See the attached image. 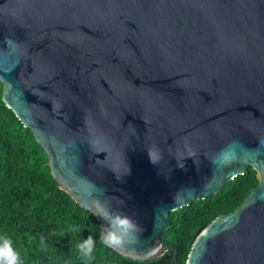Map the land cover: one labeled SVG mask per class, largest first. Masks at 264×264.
I'll return each mask as SVG.
<instances>
[{"label":"water","instance_id":"obj_1","mask_svg":"<svg viewBox=\"0 0 264 264\" xmlns=\"http://www.w3.org/2000/svg\"><path fill=\"white\" fill-rule=\"evenodd\" d=\"M0 84L102 238L97 201L137 223L111 249L160 257L170 211L251 167L186 264H264V0H0Z\"/></svg>","mask_w":264,"mask_h":264},{"label":"trees","instance_id":"obj_2","mask_svg":"<svg viewBox=\"0 0 264 264\" xmlns=\"http://www.w3.org/2000/svg\"><path fill=\"white\" fill-rule=\"evenodd\" d=\"M257 182L249 167L218 193L170 211L168 226L160 233L167 249L160 257H124L103 243L93 213L58 187L44 149L0 98V237L12 241L22 264H186L198 232L216 215L234 210ZM70 227L80 232H69ZM89 235L95 248L86 260L76 245Z\"/></svg>","mask_w":264,"mask_h":264},{"label":"clouds","instance_id":"obj_3","mask_svg":"<svg viewBox=\"0 0 264 264\" xmlns=\"http://www.w3.org/2000/svg\"><path fill=\"white\" fill-rule=\"evenodd\" d=\"M147 154L150 163L156 165L158 163L159 157L153 149H148ZM183 168V166H180ZM97 207L101 211L97 214L107 221V227H104L103 243L109 247H117L125 243L128 237L139 231V226L137 223L129 216L116 211L106 210L97 201ZM69 232H80V229L70 227ZM41 243L43 244V237L41 238ZM77 251L81 257L86 260L92 258V254L95 248V241L92 235H89L87 239L78 241L76 245ZM0 264H22L20 254L13 248L12 241L8 237H0Z\"/></svg>","mask_w":264,"mask_h":264},{"label":"flooded vegetation","instance_id":"obj_4","mask_svg":"<svg viewBox=\"0 0 264 264\" xmlns=\"http://www.w3.org/2000/svg\"><path fill=\"white\" fill-rule=\"evenodd\" d=\"M0 88H1V84H0ZM0 98H1V89H0Z\"/></svg>","mask_w":264,"mask_h":264}]
</instances>
